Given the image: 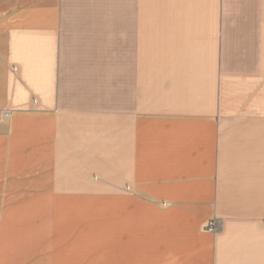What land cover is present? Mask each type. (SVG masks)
Listing matches in <instances>:
<instances>
[{
  "label": "crops",
  "instance_id": "obj_1",
  "mask_svg": "<svg viewBox=\"0 0 264 264\" xmlns=\"http://www.w3.org/2000/svg\"><path fill=\"white\" fill-rule=\"evenodd\" d=\"M0 111V264H264V0H0Z\"/></svg>",
  "mask_w": 264,
  "mask_h": 264
},
{
  "label": "built area",
  "instance_id": "obj_2",
  "mask_svg": "<svg viewBox=\"0 0 264 264\" xmlns=\"http://www.w3.org/2000/svg\"><path fill=\"white\" fill-rule=\"evenodd\" d=\"M12 72L15 73L16 70L13 69ZM33 104L36 105L37 104L36 101H33ZM9 115H10V112L8 111H0V119L8 118ZM126 189L128 190L129 188H126ZM205 230L211 233H216L218 230L216 222L215 221L208 222V224H206L205 226Z\"/></svg>",
  "mask_w": 264,
  "mask_h": 264
},
{
  "label": "rangeland",
  "instance_id": "obj_3",
  "mask_svg": "<svg viewBox=\"0 0 264 264\" xmlns=\"http://www.w3.org/2000/svg\"><path fill=\"white\" fill-rule=\"evenodd\" d=\"M33 103V101H32ZM126 119L124 114H119L117 126H118V140H125L126 134Z\"/></svg>",
  "mask_w": 264,
  "mask_h": 264
}]
</instances>
